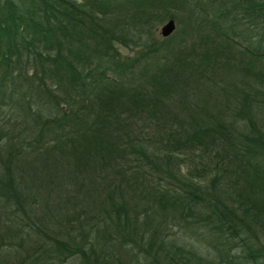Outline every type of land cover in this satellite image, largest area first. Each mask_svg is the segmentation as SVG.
<instances>
[{
    "label": "trees",
    "instance_id": "1",
    "mask_svg": "<svg viewBox=\"0 0 264 264\" xmlns=\"http://www.w3.org/2000/svg\"><path fill=\"white\" fill-rule=\"evenodd\" d=\"M121 257L264 264V0H0V264Z\"/></svg>",
    "mask_w": 264,
    "mask_h": 264
},
{
    "label": "rangeland",
    "instance_id": "2",
    "mask_svg": "<svg viewBox=\"0 0 264 264\" xmlns=\"http://www.w3.org/2000/svg\"><path fill=\"white\" fill-rule=\"evenodd\" d=\"M167 20H168V19L163 20V21L160 22L159 24H155V23L152 24V25H153L152 39L154 38V39L158 40V39L161 38V36H160V34H159V28H160V26H161L163 23H165ZM174 24H175V29H174V31L172 32V35H175L176 32H178V29L181 28V27H183V24L179 25V27H178V25H177L175 22H174ZM193 38L195 39V36L192 37V39H193ZM154 41H155V40H154ZM195 42H196V41H195ZM195 42L191 41L190 44H189V43H186V44H185V49H186V50H189V49H190L189 47H190L193 43H195ZM143 43H144V42H141L140 44L135 45V46H134V44H132V43L127 44L126 47H120V46H117V49H118V51H119V55H121V57H123V58H126V57H132V56L134 55V53H136L138 50L141 49ZM131 44H132V45H131ZM186 163H187V164H186ZM186 163H184V165L182 166L181 169H183L184 167H189L190 169L194 167V168H195V173H194V174H198L199 176H202V177H205V176L208 175V174L206 173L207 171H206L205 169H200L201 167L197 164V163H198L197 160H195V161H193V162H191V163L187 161ZM183 171H184V170H183ZM191 171H192V169H191ZM121 264H128V259H127V257H121Z\"/></svg>",
    "mask_w": 264,
    "mask_h": 264
},
{
    "label": "water",
    "instance_id": "3",
    "mask_svg": "<svg viewBox=\"0 0 264 264\" xmlns=\"http://www.w3.org/2000/svg\"><path fill=\"white\" fill-rule=\"evenodd\" d=\"M175 29V24L172 19H168L165 23H163L159 28V34L161 37L169 36Z\"/></svg>",
    "mask_w": 264,
    "mask_h": 264
}]
</instances>
